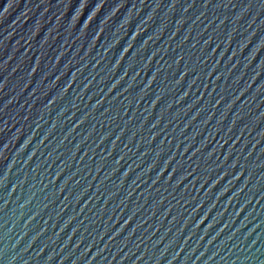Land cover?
<instances>
[{
  "label": "water",
  "instance_id": "1",
  "mask_svg": "<svg viewBox=\"0 0 264 264\" xmlns=\"http://www.w3.org/2000/svg\"><path fill=\"white\" fill-rule=\"evenodd\" d=\"M0 264H264V0H0Z\"/></svg>",
  "mask_w": 264,
  "mask_h": 264
}]
</instances>
